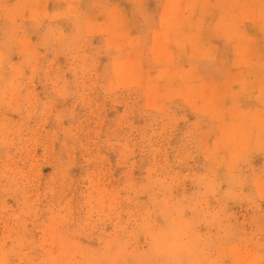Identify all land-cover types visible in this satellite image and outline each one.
I'll list each match as a JSON object with an SVG mask.
<instances>
[{
  "label": "rangeland",
  "instance_id": "obj_1",
  "mask_svg": "<svg viewBox=\"0 0 264 264\" xmlns=\"http://www.w3.org/2000/svg\"><path fill=\"white\" fill-rule=\"evenodd\" d=\"M0 264H264V0H0Z\"/></svg>",
  "mask_w": 264,
  "mask_h": 264
},
{
  "label": "clouds",
  "instance_id": "obj_2",
  "mask_svg": "<svg viewBox=\"0 0 264 264\" xmlns=\"http://www.w3.org/2000/svg\"><path fill=\"white\" fill-rule=\"evenodd\" d=\"M150 247L152 251L159 254L175 256L187 247V241L184 240L181 230L174 224L161 229L158 233H149Z\"/></svg>",
  "mask_w": 264,
  "mask_h": 264
}]
</instances>
